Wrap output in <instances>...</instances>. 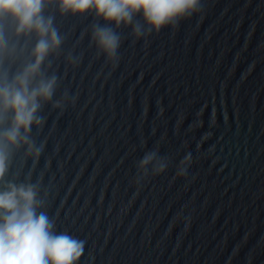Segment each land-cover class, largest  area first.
I'll return each instance as SVG.
<instances>
[{
    "label": "water",
    "instance_id": "obj_1",
    "mask_svg": "<svg viewBox=\"0 0 264 264\" xmlns=\"http://www.w3.org/2000/svg\"><path fill=\"white\" fill-rule=\"evenodd\" d=\"M49 13L79 57L54 61L75 102L44 107V150L17 153L9 178L47 191L56 230L85 241L77 264H264V0H202L145 38L121 28L116 65L89 43L90 15ZM154 146L190 153L187 176L130 182Z\"/></svg>",
    "mask_w": 264,
    "mask_h": 264
},
{
    "label": "clouds",
    "instance_id": "obj_2",
    "mask_svg": "<svg viewBox=\"0 0 264 264\" xmlns=\"http://www.w3.org/2000/svg\"><path fill=\"white\" fill-rule=\"evenodd\" d=\"M50 7L60 16L90 15L89 43L105 63L116 65L121 28L145 38L200 12L202 0H0V264H77L84 253V240L56 230L39 183L29 174L9 178L17 153L37 160L44 150L32 135L44 122V107L63 112L75 102L69 90L60 91L54 61L63 56L75 65L79 57L64 53L65 36L56 15L46 14ZM192 162L190 153L176 160L154 146L135 161L130 182L140 185L169 168L187 176Z\"/></svg>",
    "mask_w": 264,
    "mask_h": 264
}]
</instances>
